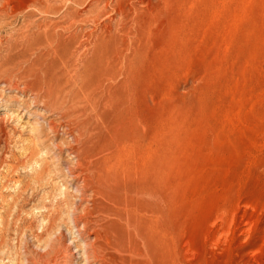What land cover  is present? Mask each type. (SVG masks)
<instances>
[{"label": "rangeland", "instance_id": "rangeland-1", "mask_svg": "<svg viewBox=\"0 0 264 264\" xmlns=\"http://www.w3.org/2000/svg\"><path fill=\"white\" fill-rule=\"evenodd\" d=\"M0 264H264V0H0Z\"/></svg>", "mask_w": 264, "mask_h": 264}, {"label": "bare ground", "instance_id": "bare-ground-1", "mask_svg": "<svg viewBox=\"0 0 264 264\" xmlns=\"http://www.w3.org/2000/svg\"><path fill=\"white\" fill-rule=\"evenodd\" d=\"M85 253V252H84Z\"/></svg>", "mask_w": 264, "mask_h": 264}]
</instances>
